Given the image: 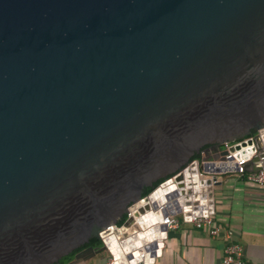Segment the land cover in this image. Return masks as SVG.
<instances>
[{"label": "water", "instance_id": "water-1", "mask_svg": "<svg viewBox=\"0 0 264 264\" xmlns=\"http://www.w3.org/2000/svg\"><path fill=\"white\" fill-rule=\"evenodd\" d=\"M208 144L264 169V0H0V264H153Z\"/></svg>", "mask_w": 264, "mask_h": 264}, {"label": "crops", "instance_id": "crops-1", "mask_svg": "<svg viewBox=\"0 0 264 264\" xmlns=\"http://www.w3.org/2000/svg\"><path fill=\"white\" fill-rule=\"evenodd\" d=\"M213 195L215 218L233 232V241L244 247L251 264H264V185L237 173L217 177ZM224 234L212 235L207 228L182 222L170 229L162 253L154 264H223ZM107 252L88 254L67 264H106Z\"/></svg>", "mask_w": 264, "mask_h": 264}, {"label": "built area", "instance_id": "built-area-1", "mask_svg": "<svg viewBox=\"0 0 264 264\" xmlns=\"http://www.w3.org/2000/svg\"><path fill=\"white\" fill-rule=\"evenodd\" d=\"M250 138H253V136ZM249 158H252V156ZM249 158H246L245 154L241 155L240 158H235L234 160H230L228 158L224 161H204L193 158L192 161L181 170V172L170 177L171 182L168 184L170 185L171 183H176L177 185L178 196H176V199H179V197L182 198V201H179L178 203L180 210H178L176 204H173V208L176 213H168L166 216L162 215V219H160L159 216V223L167 225L168 232L170 229L179 227V225L184 222L193 224L197 227L207 228L212 235H221L223 233L226 240L223 264H251L244 257V247L233 241V232L231 229L222 227L215 218V197L213 195L217 177L223 173H237L244 176L245 179L250 182L264 185V169L247 170L245 162L248 161ZM230 162H233L235 166L225 170L212 171L205 168V165L208 163ZM179 175H182L181 179H179ZM163 207H166V203L160 206L159 209H162ZM151 210L153 209H145V212H149ZM151 212L156 213V210ZM142 215H144V212H141L139 209L135 211L131 210L127 213L126 218L132 216L138 218ZM123 222L118 223L117 225H110L109 228L112 229V232L103 237L107 238L115 234L121 248L120 250L117 249L119 257H115V254H112L110 249H108L109 253H107L108 259L106 264H115L120 258H127L130 254L135 252L132 248H127L129 247V244L124 246L121 239H119L118 235L115 233V227L122 225ZM166 238L163 240L162 247L164 246ZM114 247L117 248V245H114ZM147 254L148 252H142L139 254V258L134 262H132L130 258L126 263L122 264H148L149 262L146 258Z\"/></svg>", "mask_w": 264, "mask_h": 264}, {"label": "trees", "instance_id": "trees-1", "mask_svg": "<svg viewBox=\"0 0 264 264\" xmlns=\"http://www.w3.org/2000/svg\"><path fill=\"white\" fill-rule=\"evenodd\" d=\"M197 155L194 156V158H196ZM164 179L158 181L155 186H158ZM155 187H148L145 190V194H149ZM122 221H120L121 223ZM103 245L102 240L97 238V237H93L88 243H86L85 245H82L80 248H78L77 250L73 251L72 253L66 255L65 257L62 258L61 260V264H67L70 261H72L75 258L76 253L83 249L86 248L88 246H94L95 248H101Z\"/></svg>", "mask_w": 264, "mask_h": 264}, {"label": "flooded vegetation", "instance_id": "flooded-vegetation-1", "mask_svg": "<svg viewBox=\"0 0 264 264\" xmlns=\"http://www.w3.org/2000/svg\"><path fill=\"white\" fill-rule=\"evenodd\" d=\"M227 145H219V144H208L205 145L201 152L197 154V157L195 159L202 160L205 157L208 156H214L216 154H219L221 150H223Z\"/></svg>", "mask_w": 264, "mask_h": 264}, {"label": "bare ground", "instance_id": "bare-ground-1", "mask_svg": "<svg viewBox=\"0 0 264 264\" xmlns=\"http://www.w3.org/2000/svg\"><path fill=\"white\" fill-rule=\"evenodd\" d=\"M234 154L238 155V154H240V152L237 151ZM207 166H208V169H210V170H214V171L218 170V171H220V170H225L227 168H232V167L235 166V164L233 162H230V163H209ZM162 193H163L162 189H160V190H158V191H156L154 193V197L155 198H159Z\"/></svg>", "mask_w": 264, "mask_h": 264}]
</instances>
